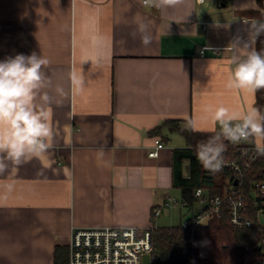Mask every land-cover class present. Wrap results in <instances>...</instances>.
I'll use <instances>...</instances> for the list:
<instances>
[{
  "label": "crops",
  "instance_id": "0c3cea01",
  "mask_svg": "<svg viewBox=\"0 0 264 264\" xmlns=\"http://www.w3.org/2000/svg\"><path fill=\"white\" fill-rule=\"evenodd\" d=\"M260 10L264 0H180L163 10L141 0H0V60L46 57L52 87L44 91L53 97L52 148L0 175V264H55L74 229L165 227L153 211L181 198L173 150L186 141L164 128L157 139L168 141L151 158V131L192 119L195 132L212 133L219 126L208 108L255 107V94L226 87L234 67L227 49L235 44L241 57L245 44L256 50L249 24L264 19L243 13ZM137 17L149 24L147 47L131 35ZM93 35L102 37L97 48ZM73 70L84 76L82 89L72 88Z\"/></svg>",
  "mask_w": 264,
  "mask_h": 264
},
{
  "label": "clouds",
  "instance_id": "9594fccd",
  "mask_svg": "<svg viewBox=\"0 0 264 264\" xmlns=\"http://www.w3.org/2000/svg\"><path fill=\"white\" fill-rule=\"evenodd\" d=\"M180 0H141L146 9H165L179 3ZM136 29L131 33L135 38L139 35L142 45L149 46L153 36L148 22L136 18ZM250 39L254 42L264 35V20L249 24ZM102 37L93 35L91 44L99 47ZM248 49L243 57L239 54L240 47L235 44L227 50L233 52L229 77L226 87L255 94L264 89V52L245 44ZM91 60V58H89ZM87 59V60H89ZM99 60V56H97ZM50 61L33 52L30 55L16 54L0 60V175L5 174L10 165L19 167L32 158L46 154L52 148L53 130L51 127V104L53 97L48 91L52 80L46 74ZM73 90L84 87V76L75 70L69 73ZM56 93L64 96V90L56 86ZM39 98L43 103L37 104ZM58 105L60 100L55 101ZM212 112V119L219 126V131L197 146L196 158L202 167L211 174L222 171L224 165L225 141L232 144L254 140L255 153L264 156V113L252 107L243 113L229 112L223 105ZM186 126L195 130L196 122L189 119ZM8 192L13 185L6 186Z\"/></svg>",
  "mask_w": 264,
  "mask_h": 264
},
{
  "label": "trees",
  "instance_id": "16d2710c",
  "mask_svg": "<svg viewBox=\"0 0 264 264\" xmlns=\"http://www.w3.org/2000/svg\"><path fill=\"white\" fill-rule=\"evenodd\" d=\"M262 6V0H259ZM250 18L264 19V10L243 13ZM256 50L264 52V37H258ZM255 107L264 113V89L255 93ZM183 120H167L162 126L151 131L156 139L162 136V130L168 129L172 134L181 135L185 148L173 150V188L180 191L181 198L190 207L189 211L198 213L197 200L194 192L201 188L208 200L224 196L225 192L236 186L233 174L222 170L215 175L205 170L196 158L197 146L206 142L213 134L195 132L183 128ZM161 140V139H160ZM162 142H167L162 138ZM224 160H232L236 153L225 141ZM189 161L190 168L185 172V163ZM264 161L258 162L245 179L241 180L245 195L247 217L251 224L244 228H235L230 222V213L224 207L221 218H214L199 225L194 231L191 228L153 227L152 235V264H262L264 258V226L259 222V210L263 200L253 193L252 183L264 180ZM153 211V217L154 212ZM186 215V211L184 212ZM193 215V216H194ZM155 218V217H154ZM184 218V217H183ZM55 264H69V249L59 247L55 253Z\"/></svg>",
  "mask_w": 264,
  "mask_h": 264
},
{
  "label": "built area",
  "instance_id": "2783aa9c",
  "mask_svg": "<svg viewBox=\"0 0 264 264\" xmlns=\"http://www.w3.org/2000/svg\"><path fill=\"white\" fill-rule=\"evenodd\" d=\"M206 1L208 0H197V3L204 4ZM204 50L206 48L202 49V51ZM255 143L254 140L235 145L227 142L236 153V157L232 160H224L222 170L231 172L237 184L228 189L224 196H218L210 201L203 189H197L194 192L198 207L196 215L189 211L188 203L182 198H167L164 203L165 208L177 207L186 211L181 222L183 228H191L194 231L201 224H205L214 218H221L225 206L229 210L230 222L233 227L244 228L251 224V219L247 217L241 180L247 177L254 165L264 161V156L256 155ZM164 146L160 139H155L154 150L149 153V156L158 158ZM227 151L228 148L225 153ZM261 176L264 177V173ZM252 187L254 195L263 200V206L258 213L260 217L264 215V180L254 181ZM160 215L161 209H157L154 212V217L157 218ZM152 228L107 226L74 229L69 244V264H143V258L146 255L151 257L152 264ZM262 264H264V258Z\"/></svg>",
  "mask_w": 264,
  "mask_h": 264
},
{
  "label": "rangeland",
  "instance_id": "374dc122",
  "mask_svg": "<svg viewBox=\"0 0 264 264\" xmlns=\"http://www.w3.org/2000/svg\"><path fill=\"white\" fill-rule=\"evenodd\" d=\"M178 139L181 141H184V139L181 136H176ZM177 194L171 195V197H177ZM182 214L180 213L179 208L174 209V210H169V208H164L161 209L162 215L160 216L159 219V224L160 226H165V227H172V226H178L181 224L183 217H184V212L185 210H181ZM259 222L261 225L264 226V215H261L259 217Z\"/></svg>",
  "mask_w": 264,
  "mask_h": 264
},
{
  "label": "water",
  "instance_id": "95a60500",
  "mask_svg": "<svg viewBox=\"0 0 264 264\" xmlns=\"http://www.w3.org/2000/svg\"><path fill=\"white\" fill-rule=\"evenodd\" d=\"M237 184V183H236ZM143 264H151V257L149 255H146L143 258Z\"/></svg>",
  "mask_w": 264,
  "mask_h": 264
}]
</instances>
